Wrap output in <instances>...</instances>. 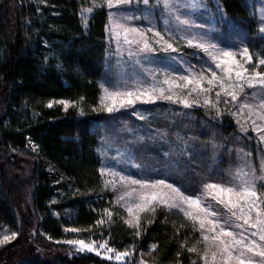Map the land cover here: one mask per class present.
I'll return each instance as SVG.
<instances>
[{
    "label": "trees",
    "instance_id": "trees-1",
    "mask_svg": "<svg viewBox=\"0 0 264 264\" xmlns=\"http://www.w3.org/2000/svg\"><path fill=\"white\" fill-rule=\"evenodd\" d=\"M89 1L0 0V232H16L21 238L23 231L51 242L45 246L61 242L63 226L93 228L95 211L104 209L99 206L103 191L94 150L101 139L97 124L111 119L97 117L91 109L98 105L99 82L105 75L106 12L96 10L84 31L77 12ZM221 3L225 23L232 25L230 34L264 58V36L256 31L248 1ZM60 101L72 106L65 109ZM157 107L145 111L155 113ZM191 113L205 124L195 122L200 127L196 125L199 134L194 133L202 138L185 150L187 157L167 155L168 146L160 142L146 144L138 156H149L142 159L150 171L148 179H163L194 196L206 184L227 181L236 166V150H249L252 144L230 121ZM176 122L170 126L153 120L155 126L173 131H192L195 126L191 117ZM203 136L214 138L219 148L213 150ZM109 234L117 248L130 247L137 259L145 256L133 264H202L198 232L174 212L155 210L134 232L116 223ZM193 246L196 252L189 251ZM16 253L11 264H113L69 250L50 259L30 249Z\"/></svg>",
    "mask_w": 264,
    "mask_h": 264
},
{
    "label": "rangeland",
    "instance_id": "rangeland-1",
    "mask_svg": "<svg viewBox=\"0 0 264 264\" xmlns=\"http://www.w3.org/2000/svg\"><path fill=\"white\" fill-rule=\"evenodd\" d=\"M247 1L257 19L256 31L259 35L264 36V0ZM165 3L166 0H149L148 4H145L144 0H131L130 3H117V0H112V6L109 7L108 0H91L79 8L77 18L84 31H87L89 19L96 10L106 12L103 41V69L105 75L102 81L99 82L98 105L91 109L95 116H104L111 119L109 122L97 124L101 129V139L94 150L100 161L98 171L103 191L99 206L104 208L102 211L95 212L98 215L97 221H103V223L98 224L96 222L93 228L89 230L79 229L80 231L76 232L65 231V229H77L73 226L61 227L62 240L60 243H55V247L45 246L44 244H50L51 242L46 238L44 240L40 234L38 236L45 243L38 237L32 235L28 237L22 231L21 238L18 234L15 239L0 245V264H11L14 252L27 253L29 249L34 254H40L49 259L56 257V255L59 256L63 250H69L77 254L91 255L96 259L113 264H133L135 259L138 262L142 261L145 256L142 255L137 259L130 247L124 246L119 249L113 245L109 234L111 226L116 223H121L125 226V229L132 232L137 231L139 228L132 227L127 223L131 217L127 212L125 201L117 202L125 191H131L133 187L139 189V185L128 186L121 182L120 177H129L148 183L163 180L148 179L150 171L142 166V159L145 160L149 156L142 158L138 154L146 149V144L160 142L168 146L170 153L167 155L178 157L179 154L183 153L187 157L185 150L202 138L194 133H198L195 122L199 123L198 125L205 124V121L192 117V111H200L207 118L213 120L230 121L239 135L252 144L249 150H236L237 153L234 155L236 166L229 173L228 180L220 184L230 186V182H236L234 178L240 170L249 171L251 169L256 172L257 176L262 174L261 170L264 169V140L261 139V136L264 135V120L258 119L257 115L250 112L244 105H258L261 98L264 97V87L255 81H253L256 84L255 87H249L245 83L243 91L237 93L238 99L232 100L230 96L221 91L218 83L210 86L208 80L212 79L213 73L224 79L226 84L229 82L243 83L244 81H237L234 71L232 80L229 81L226 72L229 64H221L220 61L224 59L223 57H217L211 49L206 52L199 45L201 43L214 44L220 49L232 51L236 59L244 68L248 69L245 73V80L254 76L256 71L264 73V65L259 64L261 57L249 51L252 60H245L241 53L246 46L237 36L230 34L232 25L225 23L227 17L221 0H167L170 7H165ZM90 8L92 9L91 12L88 11ZM177 17L180 19L177 20ZM185 19L189 20V24L185 25L181 22ZM119 25L144 31L149 44L155 51L141 52L139 49L142 45L126 43L124 33ZM156 32L160 33V37L155 35ZM161 37H163V40H161ZM129 39H131V36H129ZM158 40H160V43H157ZM164 41L171 43L176 50L169 49L165 51ZM130 52L132 55H129ZM232 67L235 68L234 65ZM185 77L193 80L194 83L188 84L186 88L175 87L176 84L183 85L187 83V80L182 79ZM201 78H203L202 87L211 88V91L204 93L197 90L189 95L191 89L196 87L195 81ZM165 80L174 82L172 92L167 91L169 85L164 83ZM141 86L145 88L150 86L163 87L166 90L165 95L175 93L180 98L179 102L176 99L167 100L161 97L154 98L152 102L140 101L134 106L122 107L112 113L102 110L101 98L104 96V88H108L109 91H122L127 88ZM217 93H220V95L217 96ZM185 97L189 99L190 107L185 106L183 103ZM205 98L211 100L212 103L205 104ZM193 100H197L198 103H192ZM105 103L111 102L105 101ZM63 106L67 109L72 104L68 103L67 107ZM155 106H159L156 108L155 113L145 111V108ZM259 111V108L255 109L256 113H259ZM189 115L195 125L192 131L188 127L182 128V131L175 129L173 131L171 127V131L170 129L159 128L153 123L155 119L162 121L164 124L170 122V126H176L177 118L181 123L189 120ZM253 120L256 121L255 125L252 124ZM201 133H204V131L201 130ZM210 135L213 137L214 134L211 133ZM211 137L203 136L206 140L205 143H208L216 151L219 146L214 144L215 139ZM145 166L148 165L145 164ZM102 168L105 169L103 175L101 174ZM109 172L115 173V175H109ZM107 181H112V183H106ZM166 183L171 184L167 181ZM173 186L178 188L175 185ZM159 190L169 191L163 186ZM261 191H264V189H261ZM192 197H200L202 206L209 207L211 211L216 212L217 217L221 219V223L235 232L238 237L240 233H243L245 237H251V234L256 231L249 225H244L243 220L231 223L228 220L230 216L229 209L212 196L206 195L205 187L200 193ZM126 199L130 203L132 198ZM153 207L155 210L164 209L167 212H174L193 226L201 239L197 253L201 263L204 264L205 244L198 222H195L194 225L191 218L185 216L179 209H169L166 205L158 202H154ZM185 207L187 208V206ZM189 210L191 211V209ZM154 211L146 210L140 213V222L143 217ZM233 211L236 210L233 209ZM109 212L111 218H109ZM252 215L255 216V213L253 212ZM54 216H57V214ZM237 224L242 225V227H238ZM3 235L10 236L11 234L7 231L0 232V238ZM68 240H83L87 244L95 242L97 250H80L77 246L65 243ZM105 242H107V247L114 249L115 252H106V249L99 248V245ZM61 249L63 250L61 251ZM116 253H128V255L117 260ZM109 256L111 259L108 258ZM254 260L259 262L261 258L254 257Z\"/></svg>",
    "mask_w": 264,
    "mask_h": 264
},
{
    "label": "snow or ice",
    "instance_id": "snow-or-ice-1",
    "mask_svg": "<svg viewBox=\"0 0 264 264\" xmlns=\"http://www.w3.org/2000/svg\"><path fill=\"white\" fill-rule=\"evenodd\" d=\"M131 0H117V3H130ZM145 4L149 3V0H144ZM109 7L112 6V0H108ZM165 7H170V5L165 3ZM89 12L92 9H88ZM180 18L177 17V20ZM183 24H189V20L185 19L181 21ZM121 31L124 33L125 42L128 44L142 45L139 51H155L154 48L148 42L144 31L137 28H130L124 25H119ZM149 31H151L149 29ZM155 35L160 37V33L156 32ZM131 36V39H129ZM163 40V37H161ZM160 43V40L157 41ZM166 45L165 51L171 49L175 51L171 43L164 41ZM204 51H209L210 49L217 55V57H223L221 59V64H229L226 69L228 74V80H232V73L235 72V77L237 81H244L243 83L229 82L225 83V80L217 77L216 73L212 74V79L208 80V84L219 85L222 92L225 95L230 96L232 100L238 99V91H243L245 83L249 87H255V81L262 87H264V73L256 71L254 76L245 80V73L248 69L236 59V56L230 50H224L217 47L214 44H204L199 45ZM245 60L251 61L252 55L249 49L245 47L241 53ZM129 55H132L130 52ZM264 57V53L261 54ZM260 65H264V58L259 60ZM235 66L233 68L232 66ZM258 78V79H257ZM187 80V83L180 85L176 84L177 88H186L188 84L194 83L193 80L189 78H182ZM202 79L196 80V87L192 88L191 92L197 90L207 93L211 91V88L202 87ZM165 84L169 85L167 89L168 92H172L173 83L172 81L165 80ZM104 96L101 98L102 110H106L109 113L113 111H118L122 107L134 106L137 102L146 101L152 102L154 98L158 99L163 97L167 100L176 99L179 102V96L175 93L171 95H165V88L163 87H136L127 88L122 91H109L108 88H104ZM220 93H217L219 96ZM105 101H110L111 103H105ZM67 107V101H60ZM185 106L190 107L191 104L189 99L185 97L183 99ZM192 103H198L197 100H193ZM205 104H211L212 101L205 98ZM49 107L52 105L49 104ZM245 108L249 109L250 112L257 115L258 119L264 120V97L258 105L245 104ZM259 108V113L255 112V109ZM252 124L255 125L256 121L253 120ZM264 140V135L261 136ZM105 169H101V174H104ZM262 174L257 176L254 170L244 171L240 170L237 176L234 178L236 182H230V186H225L223 184L212 183L206 184L205 194L212 196L220 204H223L229 209L230 216L228 220L231 223H237L243 220L244 225H249L251 228L256 229L255 232L251 234V237H245L243 233L237 234L221 223V219L217 217V213L210 210L209 207L202 206L201 198H193L192 196L185 195L179 188L174 187L172 184L166 183L164 180H158L154 183H148L145 181L131 179L129 177L121 176L120 180L122 183L133 186L139 185V189L132 188L131 191H125V193L118 198V203L120 201H125L127 212L131 219L127 223L132 227H139L140 225V213L146 210L154 211L153 203L158 202L160 204L166 205L169 209L176 208L184 213L185 216L190 217L194 222H198L199 229L205 244L203 260L204 264H264V169L261 170ZM109 175H115V173L109 172ZM106 183H112V181H107ZM168 189L169 191H160V187ZM213 190V191H209ZM135 194V197H134ZM126 198H132L131 202ZM187 206V208L185 207ZM191 209V211L189 210ZM235 209L236 211H233ZM253 212L255 216H253ZM109 218H111V213H108ZM97 223H103V221H97ZM238 227L242 225L237 224ZM65 231H80L79 229H65ZM137 235L140 233L137 232ZM18 233L12 232L11 235H3L0 238V245L10 242L17 237ZM258 238V239H257ZM73 246H77L80 250L96 251L95 242L91 244L85 243L83 240H68L65 241ZM155 247V246H153ZM99 248L106 249V252H115L114 249L107 247V242L99 245ZM189 251L196 252L197 248L193 246ZM128 255V253H116V259L119 260L123 256ZM210 256V258H209ZM254 257H260L259 262L254 260ZM111 259V257H108Z\"/></svg>",
    "mask_w": 264,
    "mask_h": 264
}]
</instances>
